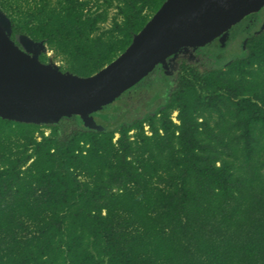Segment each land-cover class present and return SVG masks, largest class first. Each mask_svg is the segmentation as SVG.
Listing matches in <instances>:
<instances>
[{"label":"trees","instance_id":"obj_1","mask_svg":"<svg viewBox=\"0 0 264 264\" xmlns=\"http://www.w3.org/2000/svg\"><path fill=\"white\" fill-rule=\"evenodd\" d=\"M163 2L0 0V10L12 38L44 41L41 61L89 76ZM263 13L235 29L238 54L183 59L154 113L112 120L110 103L101 130L76 115L0 117V264H264Z\"/></svg>","mask_w":264,"mask_h":264},{"label":"water","instance_id":"obj_2","mask_svg":"<svg viewBox=\"0 0 264 264\" xmlns=\"http://www.w3.org/2000/svg\"><path fill=\"white\" fill-rule=\"evenodd\" d=\"M264 0H164L131 43L111 62L89 76L63 71L47 53L44 41L26 35L12 38V24L0 10V117L36 124L78 116L88 128L104 126L94 112L112 103L181 47L203 46L246 16Z\"/></svg>","mask_w":264,"mask_h":264},{"label":"flooded vegetation","instance_id":"obj_3","mask_svg":"<svg viewBox=\"0 0 264 264\" xmlns=\"http://www.w3.org/2000/svg\"><path fill=\"white\" fill-rule=\"evenodd\" d=\"M260 12H264V7L256 13ZM254 14L255 13L246 16L248 17V20L245 27L239 25L242 21L241 20L237 24L233 25L225 35L222 34L203 46L181 47L175 55H170L164 62L157 63L148 75L120 95V97H122L126 94L127 98L131 102L133 101L132 103L134 104L136 101L140 100L142 96L145 97L146 100H143V103L140 104L138 111L133 110V116H141L142 113L147 111L154 113L161 108L167 84L169 85L172 83V78L179 69L180 63L183 59L188 61H200L204 51H208L210 54L216 53V55H221L223 57H230L238 54L240 52V48L238 39L234 36L235 29L239 28L242 30L244 28L246 31V29L253 26L256 18ZM262 15L264 16V13ZM242 33L245 32L243 31ZM239 35L242 34L239 33ZM243 47L244 45L242 44V48ZM210 59L212 60V58ZM143 91H146V93L144 94ZM175 115L176 112L173 113V116ZM93 116L98 123H100L99 120L105 117L101 113V110L97 111Z\"/></svg>","mask_w":264,"mask_h":264},{"label":"rangeland","instance_id":"obj_4","mask_svg":"<svg viewBox=\"0 0 264 264\" xmlns=\"http://www.w3.org/2000/svg\"><path fill=\"white\" fill-rule=\"evenodd\" d=\"M48 56H51V51H47ZM54 63L60 65L61 62L58 60H52ZM145 94L146 91H143ZM145 101V97L142 96L140 100L136 101V103H132L126 96L117 97L109 106L103 108L102 112L109 114L112 120H123L129 119L133 116V110L139 109L140 104ZM130 111V112H128Z\"/></svg>","mask_w":264,"mask_h":264}]
</instances>
